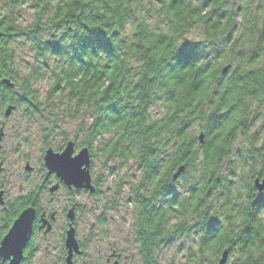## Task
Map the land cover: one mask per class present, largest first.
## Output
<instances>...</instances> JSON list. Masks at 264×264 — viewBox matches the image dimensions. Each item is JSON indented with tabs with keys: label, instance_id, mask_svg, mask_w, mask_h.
<instances>
[{
	"label": "clouds",
	"instance_id": "9594fccd",
	"mask_svg": "<svg viewBox=\"0 0 264 264\" xmlns=\"http://www.w3.org/2000/svg\"><path fill=\"white\" fill-rule=\"evenodd\" d=\"M103 2L0 0V21L7 17L15 33L11 43L0 46L13 57L9 78L18 82L17 92L34 94L47 117L32 127L57 126L60 139L71 137L77 147L87 148L74 160L72 148L70 155L55 157V172L77 189L86 187L91 175L103 194L91 198L53 189L55 196L39 201L41 210L87 206L79 228L89 264H103V254L116 248L134 253L131 264H145V249L152 264H220L221 253L225 264L229 255L231 264H264V235L250 245L242 235L250 215L264 233V204H257L264 188L256 196L258 181L264 180V0H223L228 21L214 19L216 14L202 7L206 0H181L174 10L172 0H124L130 15L107 20L101 31L112 57L80 46L95 31L90 25ZM22 8L35 11L29 15ZM134 31L141 33L136 40ZM48 42L64 50L51 68L44 57ZM136 46L139 52L133 51ZM226 66L257 78L225 86L218 76ZM146 79L150 87L144 91L152 103L142 121L125 120L114 132L105 122L115 123L129 105L143 107L133 89ZM60 81L66 90L56 97L49 89ZM226 96L227 105L221 99ZM125 126L151 131L132 136ZM22 179L15 169L7 173L10 190L27 201L38 185L25 188ZM17 203L14 196L11 207L0 206V232L12 222ZM101 215L103 227L96 226ZM34 216L20 239L4 243L0 264L9 256L20 264V252L30 243L36 254L29 264H58V239L40 235L30 241Z\"/></svg>",
	"mask_w": 264,
	"mask_h": 264
},
{
	"label": "flooded vegetation",
	"instance_id": "af4514ba",
	"mask_svg": "<svg viewBox=\"0 0 264 264\" xmlns=\"http://www.w3.org/2000/svg\"><path fill=\"white\" fill-rule=\"evenodd\" d=\"M8 109H10L9 113H7ZM34 115L24 105L12 104L9 100L6 102L3 97V103L0 104V206L11 207V199L16 196L18 211L12 217V222L8 227L3 232H0V249L4 238L9 235L12 228L14 229L23 219L24 221L28 220V216L31 218V213H33L35 216L31 223L32 236L30 241H34L40 235L56 238L61 246L58 264H89L88 253L85 251L86 245L81 241L79 228L81 218L87 215V206L70 205L62 211H54L52 209L42 211L39 201L45 196H55L56 192L60 191L77 193L79 196L91 198L102 197L103 194L99 191L91 175L90 184L94 191L87 188L77 189L74 185H65L56 173H49V169L45 164L46 152L52 149L54 153H61L70 141L55 146L48 140L50 136L44 133L41 136L42 141L39 143L36 140V133L28 125L33 123ZM72 142L74 143L72 156H75L84 147H77L75 141L73 140ZM10 169H15L18 176L23 178L22 185L25 188L30 189L33 183L38 185V190L34 194L30 193V199L27 201L21 200L17 193L10 190L7 180V173ZM262 181L258 182L261 183ZM169 193L175 197L174 189L169 188ZM256 196H259V188L256 190ZM251 203L255 204L256 199H253ZM257 204H264V195L260 197ZM104 225L105 217L101 215V218L96 221V226L103 227ZM214 227L215 221L210 224L209 230ZM25 228L26 226L22 225L20 228L13 230L17 231L16 236L19 239L23 236ZM70 232H72L75 239L77 249H70L67 246V237ZM242 235L250 245L264 233L259 230L257 221L252 220L250 215L249 223L242 231ZM243 242L242 240L241 243L243 244ZM35 254V250L30 243L21 251L20 264H29L30 258L34 257ZM146 254L145 264H152L149 249H145ZM133 255L134 253L125 252L118 248L109 249L106 254H103V264H131ZM230 257L231 255L228 257L227 264H231ZM12 259L13 256H10V258L3 261V264H10Z\"/></svg>",
	"mask_w": 264,
	"mask_h": 264
},
{
	"label": "trees",
	"instance_id": "16d2710c",
	"mask_svg": "<svg viewBox=\"0 0 264 264\" xmlns=\"http://www.w3.org/2000/svg\"><path fill=\"white\" fill-rule=\"evenodd\" d=\"M181 0H172V4L170 7L178 8L180 7ZM219 5V7H218ZM202 7L205 9H211L212 12H214L216 15L214 19L216 20H230L231 16L227 15L224 13V8H223V0H206V3L202 4ZM242 9H237V11H241ZM34 13V9L32 10ZM32 13V14H33ZM105 13L107 14L105 16ZM67 13H63L62 15H66ZM128 15H130V10H125L124 9V0H104L103 2V11L98 13L99 18L94 20L91 25H90V30H95L94 32L90 33V35L82 40L80 42L81 48L88 49L91 48L94 52L99 49L103 50L106 55L109 57L113 56V50L111 47V44L109 40L105 38V34L102 33V30H105L107 28L106 21L107 20H115L116 22H119L122 18H126ZM17 16L19 18V13H17ZM62 22V21H60ZM12 27L13 25L11 23L7 22V17H5L4 21H0V46L6 47L9 43H11L10 37L14 36L15 33L12 32ZM33 31H36V29H33ZM25 35H28V33H25ZM141 33L133 32L132 33V38L133 40H136L139 38ZM231 43V42H230ZM45 49L49 50L44 53V57L47 58V61H50L51 63H48L47 66L51 68L57 61L61 59V57L58 54L63 53V49L59 46L58 43L55 42H48L45 45ZM141 50V46H136L133 51L139 52ZM36 54L39 55V50H36ZM13 57L6 51H0V85H5L4 80H10V82L13 84V87L11 90L9 89H2L0 92H2V95L7 102L8 100L10 103H16V104H21L27 107L28 109L31 110L35 115L33 118L37 116H41V120H47V117H44V107L42 106L41 103H39L36 99H34V94L28 91L27 89L24 92H17L16 89L18 87V82L15 79H10L9 78V68L11 67ZM80 57L77 56L76 60L79 61ZM258 59V57H257ZM118 60V56L113 58V64H116ZM42 58V63H47ZM220 61H217V64H219ZM112 69L110 68L109 71ZM57 75H61V73H57ZM222 78L225 81V86L228 84H244L246 81L247 82H252L254 79L257 78V75H254L252 73L245 74L242 71H236L233 72L230 68L228 69L227 72L223 73V70L219 73L218 79ZM148 79H151L149 77ZM73 83H76L77 81L75 78L72 80ZM111 87V85H110ZM150 85L148 83V80L146 79L144 84L142 86H138L133 89V91L137 92L140 94L142 98V104L143 107L139 106H132L129 105L126 110L121 113L120 118L115 120V123H112V121H107L105 123H111L112 124V130L114 132L119 131L120 127L124 126V121L129 120V121H137L140 122L143 119L144 112L147 111V108L151 105V100L148 99L146 92L147 88H149ZM65 87L63 84V81L60 82H55L52 84V87L49 89L50 94L55 95L56 97H60L63 95V92L65 91ZM195 91L198 92L199 88L196 87ZM89 94H95V89H88ZM232 93L230 92L229 95ZM73 93L69 92V96H72ZM101 99H105L104 96L100 97ZM223 103L227 105L228 97H222L221 98ZM105 108H109L108 110L113 112V113H118L119 109L111 105V103H105L103 105ZM110 115H113L110 113ZM230 119V118H229ZM228 121H224L223 123H227ZM59 130V127L53 126L50 129V132L48 131V135L53 134ZM126 132L131 134L132 136H136L137 134H146L147 131H151V129L144 130L140 128L139 126H134L131 128H128L125 126ZM95 129H93L92 134H95ZM47 135V136H48ZM67 141H73L72 138L66 137L62 139L61 143L67 142ZM59 142H56L58 144ZM57 146V145H56ZM86 148V147H84ZM82 149V148H81ZM244 157V153L241 152V158ZM212 183H215V180H212ZM213 227V225H211ZM214 228H211L213 230ZM147 253V252H146ZM147 258V254L145 255ZM222 256V254H221Z\"/></svg>",
	"mask_w": 264,
	"mask_h": 264
},
{
	"label": "water",
	"instance_id": "95a60500",
	"mask_svg": "<svg viewBox=\"0 0 264 264\" xmlns=\"http://www.w3.org/2000/svg\"><path fill=\"white\" fill-rule=\"evenodd\" d=\"M229 68H230V66H226V67L223 69V73L227 72ZM4 82H5L6 85H11V88L13 87V84L10 82V80H4ZM9 112H10V109L7 110V113H9ZM71 148H72V154H73V152H74V143H73L72 141H70V142H68V143L66 144L64 150H63L61 153H58V154H57V153H54L52 149H49V150L46 152V155H45V164H46V167L49 169V173L54 172V173L57 174V172H55V168L53 167V165L56 163V158H55V157H62V156L65 155V153H66V155H70V153H71ZM85 151H87V148H82V149L78 152L77 155L72 156V154H71V156L69 157V159L74 160V159L77 158V156L80 155L81 152H85ZM49 167H50L53 171H52ZM57 176L59 177L58 174H57ZM59 178H60V177H59ZM258 183H259V182H258ZM72 185H74V186L76 187L75 184H72ZM72 185H70V186H72ZM84 188L91 189V191H94V188H93V187L91 186V184H90V176H89V182H88L87 186L84 187ZM258 188H259V189H260V188H264V180H263L261 183H259V187H258ZM32 217H33V213H31V218H30V216H28V220L24 221V219H23L21 222H19V224H17V226H16L14 229L20 228V226H22V225H23V226H26L25 231H24V233H25V232L27 231V229H28V226H29V224H30V221H31ZM14 229H13V230H14ZM16 232H17V231H12V233L10 232L9 235H7V236L4 238L0 250L3 249L4 243H5V246L7 247L10 243L16 242V241L19 239L18 236H16ZM9 236H10V237H9ZM8 237H9V238H8ZM67 246H68V248H70V249H72V248L77 249V245H76L75 239H74V237H73V235H72V232H70L69 235H68V237H67ZM223 256H224V253H223L222 256H221L220 264H225V261H224V259H223ZM8 258H10V256H9ZM20 258H21V252H20ZM16 259H17L16 256H13V259H12V261H11L10 264H14V262L16 261Z\"/></svg>",
	"mask_w": 264,
	"mask_h": 264
},
{
	"label": "rangeland",
	"instance_id": "374dc122",
	"mask_svg": "<svg viewBox=\"0 0 264 264\" xmlns=\"http://www.w3.org/2000/svg\"><path fill=\"white\" fill-rule=\"evenodd\" d=\"M22 11H26L28 12L29 15H32L33 11H29L28 9H21ZM33 120V123H35L36 120H41V116H37L35 118L32 119ZM42 121V120H41ZM43 122H46V120H43ZM32 124H28L32 130L36 133V140L40 143L42 141L41 139V136L45 133V135H48V131L50 132V129L49 128H43V127H35L33 128L32 127ZM64 131H67L66 129ZM50 136V138H48V140L51 141L52 145H60L61 142H62V139H60V136H61V130H57L56 134L53 133V134H50L48 135ZM71 138V137H70ZM55 141V142H54ZM56 142H59L58 144H56ZM230 263H231V257H230Z\"/></svg>",
	"mask_w": 264,
	"mask_h": 264
},
{
	"label": "snow or ice",
	"instance_id": "6c2138e0",
	"mask_svg": "<svg viewBox=\"0 0 264 264\" xmlns=\"http://www.w3.org/2000/svg\"><path fill=\"white\" fill-rule=\"evenodd\" d=\"M57 166L63 167V164L58 162V165Z\"/></svg>",
	"mask_w": 264,
	"mask_h": 264
}]
</instances>
